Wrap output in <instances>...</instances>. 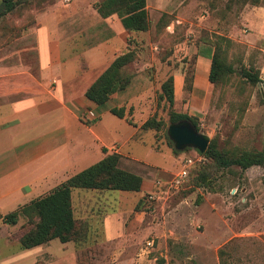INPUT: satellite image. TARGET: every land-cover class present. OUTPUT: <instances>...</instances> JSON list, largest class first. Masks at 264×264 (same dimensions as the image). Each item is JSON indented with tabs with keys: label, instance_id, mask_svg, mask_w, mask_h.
<instances>
[{
	"label": "rangeland",
	"instance_id": "1",
	"mask_svg": "<svg viewBox=\"0 0 264 264\" xmlns=\"http://www.w3.org/2000/svg\"><path fill=\"white\" fill-rule=\"evenodd\" d=\"M69 1L58 3L66 5ZM252 1L146 0L148 30L137 39L147 47L142 55L148 58V49L153 47L152 60L145 59L152 65L146 66L145 71L157 82L153 85V113L164 126L143 134L142 141L132 139L121 149L149 165L120 158L118 167L151 183L152 192L141 194L142 202L136 207L139 198L132 201L133 193L114 190L91 193L95 202L88 203V208L100 207L107 211L118 206L125 225L134 218L137 224L122 242L103 243L92 236L84 242H70L74 264H264V170L250 166L241 171L233 166L214 172L208 185H194L196 173L206 171L207 162L190 148L173 151L165 133L168 108L163 100L157 99L160 82L167 76L172 78V73H179L189 81L195 57L192 50L196 51L204 43L209 46L216 37L228 39L229 43L220 45L224 61L232 72L215 86L210 85L208 103L197 118V131L223 151L237 153L264 146V37L248 45V40L254 38L248 25L250 11L264 9V0ZM52 3L53 0H20L13 10L0 16V43L32 23L34 15ZM131 41L130 38L128 43ZM242 69L257 71L256 84L250 85L242 77ZM130 72L127 69L124 74ZM181 87L180 78H172L171 110L178 113L184 112L188 96ZM186 158L191 159L186 178L178 188L168 187L167 182ZM156 181L159 183L155 184ZM90 192L70 191V204L77 208L74 216L79 214L82 199L79 194ZM120 195L128 196L117 198L118 202L106 200ZM92 215L91 226L102 217L100 213ZM22 222L19 218L13 226L14 237ZM10 249V244L6 246L0 240V264H18L13 258L5 259ZM49 252L48 263L55 264V247L50 246ZM60 252L66 250L58 246V264L64 262L59 258L63 254Z\"/></svg>",
	"mask_w": 264,
	"mask_h": 264
},
{
	"label": "crops",
	"instance_id": "2",
	"mask_svg": "<svg viewBox=\"0 0 264 264\" xmlns=\"http://www.w3.org/2000/svg\"><path fill=\"white\" fill-rule=\"evenodd\" d=\"M59 1L68 0H53L34 15L32 23L0 43V216L47 193L105 154L113 152L126 158L124 161L149 165L121 149L132 139L142 141L143 134L151 132L139 126L155 111L153 85L157 82L145 71L146 66L152 65L145 59L152 60L153 47L148 49L149 58L142 55L143 50L147 52V47L137 39L142 32L128 31L122 23L124 17L115 14L100 17L93 8L99 0H70L66 5H59ZM249 18L254 36L248 40L251 46L254 40L264 37V9H252ZM130 38L132 41L128 43ZM128 49H134L135 58L120 69L122 75L128 76V84L109 94L101 106L87 100L84 92L89 85L116 56ZM211 51L205 43L191 51L195 57L190 90L183 106V113L188 116L199 118L208 103ZM127 69L132 72L125 75ZM176 77L180 78L181 87V74L172 73L173 80ZM112 108H121L122 117L111 114ZM150 184L141 179L137 192H119L133 193L130 199L135 201L141 194L152 192ZM85 190L91 192L79 194L82 199L77 216L73 215L77 208L71 204L70 207L73 218L86 224L88 221L87 237L105 243L122 242L130 236L137 224L135 218L127 226L121 221L118 206L107 211L88 208V203L95 202L91 193L104 190ZM96 213L102 215L101 220L91 222V226L89 221ZM0 229L2 243L11 245V253L5 259L13 258L18 264H50L49 247L54 246L58 264L59 246L60 250H66L60 252L63 254L59 258L64 261L61 264H74L70 242L55 243L51 239L19 249L11 239L13 226L0 221Z\"/></svg>",
	"mask_w": 264,
	"mask_h": 264
},
{
	"label": "trees",
	"instance_id": "3",
	"mask_svg": "<svg viewBox=\"0 0 264 264\" xmlns=\"http://www.w3.org/2000/svg\"><path fill=\"white\" fill-rule=\"evenodd\" d=\"M20 0H0V16L4 15L19 3ZM253 3L256 0L252 1ZM93 8L100 17L115 14L124 17L122 23L128 31H147L148 19L146 16L144 0H99L93 4ZM17 34V33H16ZM229 43L228 39L216 37L209 44L212 51L209 56V68L207 81L215 86L224 75L232 72L231 67L225 63L221 43ZM134 49H128L125 53L116 56L108 66L94 79L84 92V97L101 106L108 95L122 89L128 84V76L120 73L122 66L130 63L134 58ZM242 77L254 85L258 81L257 71L241 70ZM190 81L182 78V91L189 92ZM264 89V86H263ZM158 100H163L167 105V122H187L197 131V118L185 113L171 110L173 101L172 78L167 76L159 84ZM109 112L116 117H122L121 108H112ZM128 123L129 120H127ZM163 122L155 118V113L147 117L139 126L141 130L156 132L163 127ZM188 148H184L186 150ZM177 152L178 150L173 149ZM207 162L206 171H198L192 181L194 185H208L209 178L214 172L237 167L244 171L250 166H258L264 170V146L258 150L240 151L237 153L219 150L213 140H209L203 152L198 153ZM120 155L116 153L105 154L97 162L87 166L81 171L71 175L64 181L55 185L47 193L31 199L27 203L0 216L4 224L14 226L18 219L23 222L19 226V233L14 237L19 249H27L56 239L60 243L85 241L87 237V224L81 219H75L71 213L70 190L82 188L89 190H117L137 192L141 184V178L129 171L118 167ZM208 170V171H207ZM143 196L137 200L135 207L141 203ZM134 207V208H135ZM134 210V209H133Z\"/></svg>",
	"mask_w": 264,
	"mask_h": 264
},
{
	"label": "water",
	"instance_id": "4",
	"mask_svg": "<svg viewBox=\"0 0 264 264\" xmlns=\"http://www.w3.org/2000/svg\"><path fill=\"white\" fill-rule=\"evenodd\" d=\"M262 90L264 93L263 88ZM165 133L171 141L173 148L178 151L184 148H191L198 153H201L205 149L208 142V139L204 134L195 131L185 121L168 123L165 128Z\"/></svg>",
	"mask_w": 264,
	"mask_h": 264
},
{
	"label": "built area",
	"instance_id": "5",
	"mask_svg": "<svg viewBox=\"0 0 264 264\" xmlns=\"http://www.w3.org/2000/svg\"><path fill=\"white\" fill-rule=\"evenodd\" d=\"M181 168L180 170L172 175L171 179L167 182L168 187L170 188H178V186L184 181L186 178L187 172H188V166L191 164V159H184L181 160ZM159 182L156 181L155 184H158ZM146 245H150V242H146Z\"/></svg>",
	"mask_w": 264,
	"mask_h": 264
}]
</instances>
